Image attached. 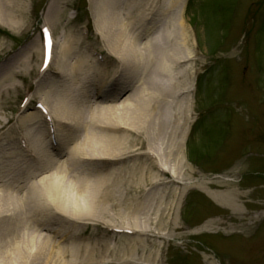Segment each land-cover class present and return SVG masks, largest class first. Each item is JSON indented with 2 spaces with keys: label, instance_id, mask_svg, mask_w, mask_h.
<instances>
[{
  "label": "rangeland",
  "instance_id": "rangeland-1",
  "mask_svg": "<svg viewBox=\"0 0 264 264\" xmlns=\"http://www.w3.org/2000/svg\"><path fill=\"white\" fill-rule=\"evenodd\" d=\"M17 1L21 16L16 19L18 12L13 10L12 21L6 16L0 18V153L5 155L0 156V207L3 208V212L0 209V234L3 240L22 231L44 241L49 239L55 246L54 252L59 250L62 254L61 258L54 255L51 264H264V0H180L173 9L172 21L179 20L183 24L184 46L190 54V61L174 67V71L179 72L188 63L187 70L192 74L188 84L190 92L184 96L188 101L189 120L181 147L182 160L192 174L177 202L174 221L178 228L167 235L160 262L151 260L153 249L148 248L146 252L136 250L138 247L130 248V237L135 235L108 230L113 225L124 227L133 221L127 208L136 194L137 182L118 184L121 191L127 192L120 195L118 190L113 202L103 203L93 213L86 214L88 220L79 222L50 216L41 209V201L38 211L42 213L29 214L26 201L33 205L36 201L26 197L25 182L17 193L6 196V185L13 176L8 168L24 169L28 165L19 141L25 136L22 129L26 125H20L19 119L30 113L36 123L45 126L47 121L36 103L47 106L48 101L56 97V86L61 84L55 76L58 67L54 62L46 74L39 73L43 24L52 34L54 57L65 48L70 64L82 60L87 65V56L99 53L113 77L120 67L118 60L109 57V42L98 34L105 26L100 12L96 13L99 0ZM130 2H135L148 18L149 13L154 16L156 27L152 29V36L169 32L172 42L178 44V25L170 21L166 31L163 27L162 20L166 18L159 11L164 1L119 0L115 6L121 21L127 16ZM18 20L20 25L13 26L12 30L9 25ZM125 34V39L133 37L130 32ZM81 69L82 66L75 76L77 86L92 96L98 84L92 88L91 78L82 80ZM122 69L119 68V74ZM154 70L151 67L148 74L152 75ZM125 74L128 95L139 83L138 80L131 82L128 73ZM109 96L107 91L99 100L100 104H109L112 100ZM123 98L113 100V104ZM55 126L58 128L56 123ZM62 154V150L52 151L51 158L63 162ZM167 162L172 164L173 158ZM99 169L89 166L87 175ZM217 180H231L235 190L246 194L238 211L221 209L199 188L203 186L204 191L215 192L213 182ZM143 193L141 198L145 201L151 192ZM46 215L48 222L42 224ZM137 216L146 220L149 215L145 210ZM215 221L223 222L224 226L214 225L208 232L200 231L202 226ZM38 222L41 223L38 225ZM71 232L79 235L77 242H84L91 252L90 258H83V253L78 252L80 247L69 238ZM5 252L0 246V264H26ZM42 257L46 258L43 254Z\"/></svg>",
  "mask_w": 264,
  "mask_h": 264
},
{
  "label": "bare ground",
  "instance_id": "bare-ground-1",
  "mask_svg": "<svg viewBox=\"0 0 264 264\" xmlns=\"http://www.w3.org/2000/svg\"><path fill=\"white\" fill-rule=\"evenodd\" d=\"M162 1L164 4L159 13L166 18L162 20L164 30H167L170 21L178 25V44L172 42L169 32L152 36V29L156 27L155 18L152 13H149L150 18L149 15L145 16L144 10L142 12L135 2L128 4L125 15L130 17L126 16L121 21L115 6L119 0H99L96 13L100 12L105 26L98 34L109 42V57L120 63L114 77L108 68H95L97 61L90 54L87 56V65L82 60L70 64L69 53L65 48L55 57L52 54L51 63L44 74L51 70L54 62L58 67L55 76L61 84L54 90L56 97L44 107L47 110L45 118L49 117L53 121L52 125L54 123L56 144L54 136L48 131L49 125L48 129L43 125L44 131L42 124L34 120L33 114H24L19 122L20 125H26L22 129L25 136L19 141L24 143L21 154L27 159L28 165L24 169L10 166L8 173L12 172L13 176L6 185V196H10L19 191L21 183H26V197L36 201V205L26 201L25 207L31 211L29 214L42 213V210L38 211L41 201V209L46 210L50 216L79 222L103 203L113 202L118 190L122 195L126 191H121L122 184L137 182L136 194L130 199L131 205L127 208L133 221L124 227L113 225V228L135 233V236L130 237V248L135 250L138 247L136 250L146 252L148 248L153 249L150 253L153 262L162 260L160 253L167 235L178 228L174 221L177 202L192 174L181 155L185 127L189 120L188 101L184 96L190 92L188 84L192 74L187 70L188 63L179 72L174 71V67L190 61V54L184 46L183 24L179 20L172 21L173 9L180 0ZM13 10L18 12L15 18H19L21 12L17 0H0V18L8 17L12 21ZM20 23L18 20L9 26L13 30V26H19ZM127 32L132 33L131 40L125 39ZM81 66L85 78L82 80L91 78L94 82L92 88L98 84L92 96L77 86L75 76ZM121 67L123 69L119 74ZM151 67L155 70L149 75ZM125 73H128L131 82L138 80L139 83L138 87H134V92L128 95L125 93V87L128 86ZM107 91L111 102L100 104L99 100L103 99ZM122 97L121 102L113 104V100L119 101ZM65 126L67 129H63ZM59 150L64 153L63 162L51 158L52 151ZM1 154H4L2 151L0 156H5ZM169 158H173L172 164L167 162ZM127 163L131 165L127 166ZM89 166L100 169L89 176ZM106 166L109 168L104 170ZM213 184L217 189L215 192H206L203 186L199 188L221 209L233 212L242 207L246 194L235 190L231 180H217ZM149 191L151 194L143 201L141 195ZM0 209L3 212V208ZM7 210L11 211L9 207ZM145 210L149 216L146 220H140L137 214ZM47 218V215L43 216L42 224L48 222ZM214 225L223 227L224 223L209 222L200 231L205 229L208 232ZM68 235L80 247L77 250L83 253V258H90L91 252L85 248L84 242H77L79 235L72 232ZM2 240L3 234H0V246L6 249L5 253L15 256L21 263L49 264L54 255L59 258L62 255L59 250L54 252V245L49 239L44 241L25 231ZM42 254L46 260H43Z\"/></svg>",
  "mask_w": 264,
  "mask_h": 264
},
{
  "label": "snow or ice",
  "instance_id": "snow-or-ice-1",
  "mask_svg": "<svg viewBox=\"0 0 264 264\" xmlns=\"http://www.w3.org/2000/svg\"><path fill=\"white\" fill-rule=\"evenodd\" d=\"M50 54H51V40L49 39L46 42V51H45L46 58H50Z\"/></svg>",
  "mask_w": 264,
  "mask_h": 264
}]
</instances>
